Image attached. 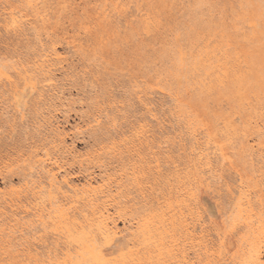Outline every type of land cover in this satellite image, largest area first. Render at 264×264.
<instances>
[{
	"label": "rangeland",
	"instance_id": "374dc122",
	"mask_svg": "<svg viewBox=\"0 0 264 264\" xmlns=\"http://www.w3.org/2000/svg\"><path fill=\"white\" fill-rule=\"evenodd\" d=\"M15 1L17 2L20 0H0V13L3 10V8L6 7V5L8 3H14ZM22 1H23V3L21 2L19 4L21 6L20 9H21L23 14L27 15L26 19L29 20L27 22H28V25L29 24L30 25L29 26L27 25L28 27L26 28V30L27 29L28 30L25 31L24 35L21 37L18 35H14L13 33L15 31H12L13 33H9L7 35L4 32L2 33L0 31V47L2 46L1 47L2 49L0 50V68H1V66H6V68H9V69H13L14 67L16 69V68H20L22 66H23V68H26V69L32 68L33 64H30V63L31 62L33 63L34 61H36V59H38V55L45 52V50L49 46L48 43H50V40H58L61 38L68 37V39H64L63 42H58V44H56V50H57L58 54L62 55V56L61 55L60 56H61V58H63L65 60V62L62 65L57 66L55 68V71L52 72V75L55 78H53L54 79L53 85L50 87H46V86L43 87V84L38 83V82H41V80L40 79L38 80L37 76L35 74H31L30 75L31 79H27V80H25V82H23L24 80H22L20 82L15 81V82H17V84L15 85V86H17L16 91L21 92L23 94V98L21 99V103L23 106L22 109L21 108L19 109L18 107H16V110H15L14 105L12 104V102H10L12 100V96H13L12 90H14V89L13 88L10 89L8 86L7 87L4 86V84L2 85L4 88L2 87V89L0 90V124H1V126H0V147H1L0 148V160L1 159H3V160H5V159L15 160L21 156L23 157V159H26L29 156L33 157V155L35 153L42 154L51 145L50 144L51 143L50 138L52 139V137H53L52 133L56 132V130L62 132L64 134V144L63 145L65 147V150H64V153H62L61 163L65 166L64 167L65 172L69 175V179H70L71 183L73 185L77 184L76 186L79 185V187L81 185L85 184L86 182H89V181L93 185H100L102 183H107V182L111 183V185H110L111 191L113 192L114 196L118 197L116 202H119V203H121L122 206H125L127 208V211H128L127 213H129L128 215H126L120 219H117V221H116L117 227L118 228L120 227L119 229L121 231H126V232H123V235H125L130 231V228L134 223L133 219H135L134 217H136L137 214L146 210L147 208L156 207L157 204L162 201L161 195L167 194L168 183L171 184L170 183L171 181L169 180V178L172 179V176H170L167 180V179H165V175L168 174V167H170L171 170H173L172 167L169 165L168 160H172L175 162L174 166H176L175 169L178 171L183 167L184 162H185V157L189 153V149H188L189 143L187 142L188 140H185V138L188 136L187 135V129H186V126L182 122H180V119L178 118V111L179 110L175 107V103H173L174 101L172 100V98H174L175 95H173V94L169 95L168 94L169 91L163 90V89H162L163 93H161L159 91H155L154 94L156 93V95H154L152 93V91H150L148 89L149 87L152 86V84L154 82H156L155 76L160 75L161 77H163L164 76L163 74L165 73V71L169 70L171 68V66L174 63H176L172 59V57L173 56L176 57V55H174V54H176L175 51L178 49V47L183 49V52L185 53L184 60L187 62L191 61V59H195L194 55H197L199 53L198 51L203 50V47L205 45H209L210 49L215 48L217 46L222 48L223 42L226 41L225 38L224 39L219 38V37L218 38L217 37L206 38L204 36H200V35H196V34L197 33L198 34L203 33V29L205 27L209 26V23H207V19L210 17L213 18L212 23L218 24V23H220L219 21L225 22V27H227L226 28L227 33L233 34V29H232V25H233L232 19L233 18L232 17L236 13L240 12L238 7L240 5H242L244 10L247 13V17H249V14H251V13L254 14V16L251 18H252L254 25H255L254 28H252L251 30L248 28H244L243 31H245L246 33L253 32L254 37L251 39H248V40L247 39L243 40L241 37H237L235 35H230L231 38H228L227 40H229V42H231L232 46L236 47V51L239 52V54L242 55L243 53L244 54L246 53L247 55L250 56V59L253 60L254 63H256L257 75L264 78V6H263L264 0H258V1L257 0H191V1L190 0H180L179 2L181 3V5H178V4L173 5V2L170 0H141L139 3V5H140L139 9L141 10L143 8L142 12L153 13L152 15H154L155 18L157 19V25H158V32L157 33L155 32L154 33L155 35L152 34L150 37H147V38L140 35L139 25L137 22H135L137 20V18L139 17L138 16L139 12L137 10L138 7H136V5H134V3L130 4L129 5L130 8L128 7V9H127L128 13H127L126 20L121 18V21L119 20L120 24L118 22L116 24V26L110 27V26H107L104 24H100L99 22H97L94 19L95 10L98 7L100 8V6H102L101 4H103V2H102L103 0H98V1L97 0H94V1L93 0H73V2L71 3V7H70V5H68L67 0H32V1L28 0V2H27V0H22ZM25 2H26V4H25ZM17 3H19V2H17ZM213 3L215 5H213ZM25 5H27V6H25ZM189 7H192V8H189ZM195 9H196V11H195ZM205 9H206V11H205ZM134 11H135V13L137 12L136 16H135ZM201 13H202V15H201ZM212 23L210 25H212ZM245 25H247L246 22L244 24L241 22V23H239L238 28L241 29ZM81 33H82L83 37H82ZM129 33H132V34H129ZM1 34L3 36H1ZM28 35H29V37H28ZM80 35H81V37H80ZM84 35L87 37H85ZM43 39H44V41H43ZM9 43H11L12 45ZM31 43H33V44H31ZM60 43H63V44L61 45ZM35 45H36V47H35ZM65 45H66V47H65ZM73 45L75 47H73ZM62 46H64V47H62ZM22 47L25 49H23ZM41 48H42V50H41ZM67 48H68V50H67ZM224 48H222V49L225 51L226 55L232 56L234 54V50L231 47H230V49H227V48L224 49ZM65 49L67 51H69V53L66 52ZM64 51L67 55L65 53H63ZM33 52H35V53H33ZM19 53H21V54H19ZM147 53H148V55H147ZM18 55H20V56H18ZM21 56L24 58H22ZM68 56H70V57H68ZM92 61H93V63H92ZM163 61H165V62H163ZM12 62H13V64H12ZM150 64H151V66H150ZM15 65L19 66V67H16ZM149 66L151 67V69ZM148 67H149V69H148ZM93 71H95V72H93ZM183 74L186 75V72H183ZM228 76L230 78V76H232V75L229 74ZM84 77H85V79H84ZM105 78H107V79H105ZM109 78H111V80ZM193 78H196V77L192 76V78H191V76L188 75V72H187V78L186 79H182L179 85H176L175 84L176 82L174 81L171 86H172V88H174V91L178 89V91H179L178 95H180L181 99L183 100V103L185 105L188 104L189 109L186 106H185V109L194 113L199 118V120L202 121L203 127L201 129H199V131L200 132L204 131V129H206V128L210 129L212 132L219 130L220 128H222V120L224 118H229V120L234 119L233 124L236 127H238L239 129H241L240 121L239 120L236 121V120L240 116H242L243 113L240 111L241 110L240 108L235 106L236 101L234 99L235 94H234L233 87L230 86L229 83H227V86L225 89H220L219 87H214L212 90L207 92V91L199 90V88L195 87L193 85V80H194ZM57 79L58 80L60 79V80L58 81ZM75 80H76V82H74ZM113 81H115V82H113ZM80 82H81V85L79 84ZM94 82H95V84H94ZM58 83H59V85H58ZM70 83H71V86H70ZM37 84L38 85L41 84V85L38 86ZM60 85H63V86H60ZM36 86H38V88ZM51 87L54 89V91L52 90ZM90 87H92V88H90ZM40 89H42V90H40ZM89 89H90V91H88ZM131 89H133V90H131ZM108 90H110V91H108ZM128 90H129V92H128ZM258 90L255 92L252 88H248L246 91L247 93H245V99H246L245 103H249L252 106H256L260 102H263L264 101V93L263 92L258 93ZM55 91L57 92V94L60 93V95H57ZM91 91H94L93 94L91 93ZM145 91H148L147 97L149 98V103H150L149 107L152 109L151 115L149 117L147 116V114H145L144 111H141V108H142L140 106L141 104L139 105V103H137L138 102L137 97L143 96L142 93L141 94H139V93L145 92ZM31 92L33 93V96L31 94ZM86 92H89V93H86ZM54 93H55V95H57V97L54 95ZM97 93H98V95H97ZM8 94H10V95H8ZM36 94H38L37 96L39 98L36 97ZM99 94H100V97H99ZM112 94H114V95H112ZM130 94H131V96H130ZM87 95H88V99H87ZM89 95H91V96L93 95V96L90 97ZM229 95L231 96V98H229L230 97ZM40 96H41V98H40ZM61 96H63V97H61ZM126 96H129V97H126ZM152 96H153V98H152ZM60 97H61V99H60ZM124 97L126 99L123 100ZM83 98H86L85 100L86 101L88 100V101L86 102ZM9 99H11V100H9ZM134 99L137 102H135ZM80 100H82V101H80ZM257 100H261V101L259 103H257L256 102ZM65 101H67L68 103ZM98 101L100 103H98ZM103 101L105 102V104L103 103ZM150 101H152V102H150ZM46 102L48 103L46 105L47 107H45ZM62 102L64 105L62 104ZM38 103L41 104L42 106L39 105ZM172 103H173V105H172ZM130 104H134V105L131 106ZM7 106H8V108H6ZM38 106H39V110H37ZM112 106L114 107V109ZM138 106H140V108H138ZM111 107H112L113 112H111L112 111ZM35 108H37V109H35ZM93 108H96V109H93ZM120 108H122V109H120ZM48 109H49V112H48ZM106 109L108 111L110 109L111 111H109V113H108V111ZM80 110H82V111H80ZM91 110H92V112H91ZM10 111H11V113H10ZM14 111H16L15 112V114H17L16 117H15V114L13 113ZM45 111H47V112H45ZM97 111H99V112H97ZM135 111L137 112V114ZM7 112L9 113V115ZM96 112H97V114H96ZM101 112H102V114H100ZM133 112H135V113H133ZM166 112L168 115L165 114ZM110 113L111 114L113 113V114L111 115ZM126 113H127V115H126ZM93 114H94V116H93ZM6 115H7V117L9 116V118H7ZM99 115H101V119H100ZM104 115H105V117H104ZM144 115L147 117V120L148 119L150 120V121L148 120L147 123L152 121L148 125H149V128L151 130V133L153 132L152 133L153 138H151V144H153V146H154V148H153L154 150L152 149L151 154H148L147 158H149V156L154 157V154H155L154 158L158 159L159 165H161L160 170H161L162 177L156 179V181H154L156 183L146 184L145 185L146 189L143 190V192L139 193L132 186H127V182L124 181L125 178L128 177V175L132 172V169H133L132 164L134 163L135 158H131V157L127 156L126 154H123L120 156L119 153L123 152V148L125 145V143H124L125 137H127L128 134H130V132L132 131L131 129L136 126L137 122H139L141 119H143L145 117ZM124 116H126V117L124 118ZM18 117H20V119ZM55 117H56V119H55ZM127 117H129L130 119H128ZM173 117H174V119H172ZM176 118H177V120H175ZM88 119H89V121H88ZM12 120H13V122H12ZM101 120H102V122H101ZM132 121H133V123H131ZM134 121L135 122L137 121L136 124ZM153 121L155 124H157L156 126L153 123ZM126 122H127V124H126ZM124 123L126 126L124 125ZM180 123H181L183 128L180 126ZM23 124H25V125H23ZM91 124L93 125V127L91 126ZM134 124H135V126H134ZM5 125H7V126H5ZM41 125H43V126H41ZM151 125H152V127H151ZM25 126L27 127L26 129H25ZM122 126H125V127L122 128ZM1 127L2 128L4 127V131H2L3 129ZM29 127H30V129H29ZM31 127H33L34 129ZM159 127H160V130H159ZM19 128H21L22 130ZM120 128H122V129H120ZM124 128H126V133L124 131L125 130ZM14 129H16V130H14ZM156 129H157V131H156ZM19 130H20V132L18 134ZM41 130H43V131H41ZM116 131H117V133H116ZM16 132H17V134H15ZM22 132H23V134H22ZM37 133H39L40 135ZM158 133H159V135H158ZM33 134H35V135L33 136ZM113 134H115V135H113ZM22 135H24V136H22ZM43 135H45V136H43ZM14 136H15V138H14ZM21 136H22L23 140H22ZM105 136H107V137H105ZM47 137L49 138V140ZM112 137L115 139H113ZM160 137H162V138H160ZM19 138H21V139H19ZM26 138L28 139V141ZM29 139H31V140H29ZM32 139L35 141H33ZM106 139H107V141H105ZM159 139H161V140H159ZM14 141H17V142H14ZM233 142H234L233 148H228V154H229L228 160L232 163L233 169H228L227 166H224V168H225L224 171H221V170L218 171V169H220L222 164H220V163L216 164L215 160L213 159L214 160L213 161V166H214L213 168L214 169L216 168L215 170L218 173L217 172L207 173L205 175V179L207 177V179L205 181V184H207V186L206 187L202 186V188L199 192V198H200L203 216H204L203 222L205 221L204 222L205 224L203 223V227L205 228V226H206V228H208V230L211 234L210 238H211V240L214 239V240H212L214 243L217 242V235H219L221 238H223V236L229 234L228 227L230 225V219L234 216V213L232 212L233 208H234L233 207L234 206L233 205L234 204L233 203L234 202L233 197L236 196L235 194H236V191L238 190V188L240 186H246V185L253 186L254 182H250L249 179L252 178L253 180H255L257 175H259L260 172L264 169L263 168V166H264L263 162L259 156H253L251 158L252 160L251 159L245 160L244 157L242 158L241 155L236 154V153H238V149L236 148L238 141H237V139H233ZM8 143H10L11 146ZM31 143H32V146H29V145H31ZM46 144H48V145H46ZM167 145H169V146H167ZM23 148H24V150H23ZM234 151H235V153H233ZM49 153L52 154L53 152L49 151ZM16 155L17 156L19 155V157H17ZM68 155L70 156V158ZM73 156H74V158H73ZM122 156L125 158L123 159ZM106 157H107V159H106ZM66 159L70 160V162ZM75 162H76V164H75ZM116 164H118V165H116ZM99 165L101 167H99ZM77 167L78 168L80 167V168L78 169ZM165 167H166V169H165ZM85 171H86V173H85ZM106 171H108V172H106ZM112 173L114 176L112 175ZM231 173H232V175H231ZM219 174H221V176ZM29 175H31V176H29ZM210 175H212V176L210 177ZM214 175H215V178H214ZM217 175H218V178H220V180L222 182L216 177ZM208 176H209L210 180L208 179ZM42 177H44V176L42 173H40L39 169L29 168V170H28L27 167L15 169L14 172L11 174H8L5 179H3V180L0 179V192L5 193L6 194L5 196L8 197L11 189H14V190L16 188L20 189V190L26 189V190H24V193H23L25 195L27 189H30L33 186H37V185H39V183L41 184V186L46 185L47 181H46L45 177L44 178H42ZM104 177H105V179H104ZM227 177L230 179L229 182H227L228 181ZM10 178L13 180L10 181L11 180ZM31 178H33V179H31ZM34 178H36V180ZM92 178H95L97 181L95 179H92ZM232 178L235 182L232 180ZM19 179L22 181H20ZM236 179L238 180V182ZM31 180H34V181H31ZM211 180L213 182H211ZM218 180H219V182H218ZM216 182H217V184H216ZM220 182L222 184H220ZM22 183H23V185H22ZM117 183L122 184L123 187L116 189L115 186L117 185ZM225 183H227V184L229 183L230 189L231 190L233 189L234 191L232 190L233 191L232 192L230 189L228 191L225 188V186L223 185ZM29 184H30V186H29ZM233 184H235V185H233ZM5 186L7 188L9 186L8 190ZM223 189H225V190L222 191ZM226 190L228 192H226ZM121 191H123V192H121ZM126 191H127V194L124 193ZM220 191H221V193H219ZM130 192H131V194H130ZM150 192H152V193H150ZM222 192L225 196L222 194ZM229 193L232 195H230ZM26 195H27L26 197L22 198L21 203L18 204L19 208L18 209H15V207L13 208V210H15V211H13V213L9 212V210L7 211V209L6 210L2 209L3 207L1 208L2 214H0V223H1L0 224V264H29L28 263L29 261L26 260V256H25L27 249H29L31 251V255L37 259L36 263L32 262L30 264H49V261H50L49 258H51V259L53 258L52 260H54L57 257H61L63 252H65L63 250L62 243H56V245H51L50 244L52 242L51 238L48 237L50 235L48 234L46 237H44L45 234H44L43 230L41 229L42 226L37 222V219L33 216L35 209L38 208L37 206H39L38 201L34 200V198L30 194H26ZM124 195H126V196L124 197ZM158 195H159V197H158ZM222 197H223V199H222ZM229 197H231V198H229ZM230 200H232V201H230ZM226 201H227V203H226ZM228 202H229V204H228ZM230 202H232L233 204ZM230 206L233 208H231ZM115 207H117L116 203L109 204V211L112 213V211H114ZM217 207H219V208H217ZM28 208H31V209H28ZM24 209L27 210V213L26 212L24 213ZM137 209H139V210H137ZM229 209H232V210H229ZM44 213L46 214L47 211H45ZM12 214L14 216H12ZM227 214H228V216H227ZM229 214H230V216H229ZM27 215H29V216H27ZM12 218L14 220H17L18 223L16 225L14 224V222L11 221ZM227 220L229 222H227ZM224 221H226V223H224ZM124 222L126 223V225ZM127 226H129V227H127ZM38 229L39 230L41 229V231H39ZM30 230H32V231H30ZM26 231H27V233L29 232L28 233L29 235H27V233L25 235ZM240 233H241L240 231H237L236 234L233 233L231 235H228L227 237L225 236L226 239H225V243H224V255H225L224 259L228 264H232V260L234 259V256L236 257L237 239H238V235ZM47 237L49 239H47ZM214 237H216V238H214ZM41 239L42 240L44 239V241H45L44 244L48 246V247H46L47 249H45V247L43 246ZM117 244L119 246L123 247L122 242L117 243ZM37 246L38 247L40 246L39 250H37L38 249ZM4 247H6V252H5V250L1 249ZM41 247H42V249H40ZM33 251H35V252H33ZM42 252H44V253H42ZM48 252L52 253V255L48 254Z\"/></svg>",
	"mask_w": 264,
	"mask_h": 264
},
{
	"label": "bare ground",
	"instance_id": "6f19581e",
	"mask_svg": "<svg viewBox=\"0 0 264 264\" xmlns=\"http://www.w3.org/2000/svg\"><path fill=\"white\" fill-rule=\"evenodd\" d=\"M67 1H68V5H70V7H71V3L73 2V0H67ZM140 1L141 0H105V1L103 0L102 1L103 4H101L102 6H100V8L97 6L98 8L95 10L94 19L97 22H99L100 24H104V25H107L110 27L116 26V24L119 22V20L121 21V18L126 20L127 13H128L127 9H128L130 4L134 3V5H136V7H138L137 10L139 12V15H138L139 17L137 18V20L135 22H137L139 25L140 35H142L143 37H146V38L150 37L155 32L156 33L158 32L157 19L155 18L154 15H152L153 13L142 12L143 8L141 10L139 9L140 8V5H139ZM170 1L173 2V5H177V4L181 5V3L179 2L180 0H170ZM15 2L14 3H8L6 5V7L3 8V10L1 9L2 11L0 13V31L2 33L4 32L6 35L9 33H13L12 31H15L13 34L21 37L24 35L25 31L28 30V29L26 30V28L30 24L28 25L27 21H29V20L26 19L27 15L23 14L21 9H20L21 6L19 4L21 2L23 3V1L22 0L17 1L19 3H17V2L15 3ZM27 2H28V0H27ZM25 4H26V2H25ZM213 5H215V4L213 3ZM25 6H27V5H25ZM192 7H189V8H192ZM238 8H239L240 12L236 13L232 17L233 18L232 19L233 20V25H232L233 34L227 33V31H226L227 27H225V22L219 21L220 23H218V24L212 23L213 18H211V17L207 19V23H209V26H207L203 29V33H199V34L197 33L196 34V35L204 36L206 38H209V37H217V38L219 37L222 39L225 38L226 41L223 42L222 48L225 47L227 49H230V47H231L234 50V54L232 56L226 55L225 51L221 47L217 46L215 48L210 49L209 45H205L203 47V50L198 51L199 53L197 55H194L195 59H191V61L187 62L184 60L185 53L183 52V49L178 47V49L175 51L176 54H174V55H176V57L175 56L172 57V59L176 63H174L172 65L173 67L171 66V68L169 70L165 71V73L163 74L164 75L163 77H161L160 75H156L155 76L156 82H154L152 84V86L148 88L150 91H152L153 94L155 91H159V92L163 93V90H167L170 92V93L168 92L169 95H171V94L175 95L174 98H172V100L174 101L173 103H175V107L179 110L178 111V118L180 119V122H182L186 126V129H187V135H188L187 137L188 138L186 137L187 139L185 138V140H188L187 142L189 143V146H188L189 153L185 157V162H184L183 167L178 171L175 169L176 168V166H174L175 162L172 160H168L169 165L172 167L173 170H171V168L168 167V174L165 175V179H167V180L170 176H172V179L169 178V180L171 181L170 182L171 184L168 183L167 194L161 195L162 201L159 202L156 207L147 208L146 210L137 214V216L134 217L135 218V219H133L134 223L131 226L130 231L127 234L123 235V232H126V231H121L119 229L120 227L119 228L117 227L116 221H117V219H120V218L128 215L129 213H127L128 211H127V208L125 206H122L121 203L116 202L118 197L113 195V192L111 191V187H110L111 183H109V182L102 183L101 182L102 184H100V185H93L89 181V182H86L85 184L81 185L80 187H79V185L76 186L77 184L73 185L71 183V181L69 179V175L65 172V168H64L65 166L61 163L62 153H64V150H65V147L63 145L64 144V134L62 132L56 130V132L52 133L53 137H52V139L50 138V140H51L50 144L51 145L42 154L35 153L33 155V157L29 156L26 159H23V157L21 155H20L21 157H19V155L18 156L16 155L19 158L15 159V160H9V159H5V160L1 159L0 160V179H2V180L5 179L8 174L13 173L15 169L27 167L28 170H29V168L39 169L40 173L43 174V176L45 177V179L47 181L45 186H41V184L39 183V185L33 186L30 189H27L25 195L23 193H24V190H26V189L20 190V189L16 188L14 190V189L10 188L11 190L9 192L8 197L5 196L6 195L5 193L0 192V214H2V212H1L2 207H3L2 209H5V210L7 209V211L9 210V212L13 213V211H15V210H13V208L14 207H15V209L19 208L18 204L21 203V200L23 197L27 196L26 194H30L34 198V200L38 201L39 206H37L38 208L35 209L33 216L37 219V222L42 226L41 229L43 230V232L45 234L44 237H46L49 234L50 236H48V237H50L51 241H52L50 244L56 245V243H62L63 250L65 251V252H63L61 257L56 256L57 258H55L54 260H52L53 258L52 259L49 258L50 259L49 264H228L224 259V257H225V255H224L225 239L228 235H231L233 233L236 234L237 231H240L241 233L238 235L236 257L234 256V259L232 260V264H264V169L260 172L259 175H257L255 180H253L252 178L249 179L250 182H254L253 186H250V185L240 186L238 188V190L236 191V194H235L236 196L233 197V201H234L233 203L234 204L232 202H230L234 205L233 206L234 208L230 206L231 208H233L232 212L234 213V216L230 219V225L228 227L229 234L225 235L226 237L223 236V238H221L219 235H217V242L216 243H214L212 241L214 239L211 240V238H210L211 234H210L208 228H206V226H205V228L203 227V223L205 221L203 222L204 216H203L202 206H201V202H200V198H199V192H200L202 186H205V187L207 186V184H205V181L207 179V177L205 179V175L207 173L217 172L215 170L216 168L215 169L213 168L214 167L213 166L214 160H215L216 164L217 163L222 164L220 169H218L219 167L217 168L218 171L219 170L224 171V169H225L224 166H227L228 169H233L232 163L228 160V155H229L228 154V148H233V144H234L233 139H237V141H238V144L236 145V148L238 149V153H236V154L241 155L242 158L243 157L245 158V160H250L253 156H259L263 162V165H264V101L260 102L261 100H257L256 102L257 103L260 102V103L257 104L256 106H252L249 103H245V101H246L245 93H247L246 91L248 88H252L255 92L259 89L258 93L259 92L264 93V78L257 75L256 63H254L253 60L250 59V56L247 55L246 53L245 54L243 53L242 55L239 54V52L236 51V47L232 46L231 42H229V40H227L228 38H231L230 35H235L237 37H241L243 40H245V39L248 40V39H251L254 37L253 32L246 33L245 31H243L244 28H248L250 30L252 28H254L255 25H254V22L251 18L254 16V14L251 13V14H249V17H247V13L244 10L243 6L240 5ZM135 11H134V13H135ZM195 11H196V9H195ZM205 11H206V9H205ZM136 13H135V16H136ZM201 15H202V13H201ZM241 22L243 24L246 22L247 25H245L241 29H239L238 25ZM211 23H212V25H210ZM119 24H120V22H119ZM129 34H132V33H129ZM81 35H82V33H81ZM81 35H80V37H81ZM1 36H3V35L1 34ZM28 37H29V35H28ZM82 37H83V35H82ZM85 37H87V36H85ZM61 39L50 40V43H48L49 46L47 47L45 52L38 55V59H36V61H34L33 63L32 62L30 63V64H33L32 68L26 69V68H23V66H22V67L16 68V69H15V67L13 69H9V68H6V66H1V68H0V90L3 87L2 86L3 84L6 87L8 86L10 89L11 88L14 89V90H12L13 91V96H12L13 101L11 99H9V100H11L10 102H12V104L14 105L15 110H16V107H18L19 109L20 108L22 109V107H23L22 103H21V99L23 98V94L21 92L16 91L17 86H15L18 81L20 82V81L24 80L23 82H25V80L31 79V76H30L31 74H35L37 76V79L41 80V82H38V83L43 84V87L44 86L50 87L53 85V80H54L53 78H55V77H53L52 72L55 71V68L57 66L62 65L65 62V60L63 58H61L62 55L58 54V52L56 50V44H58V42H63L64 39H68V37L61 38ZM43 41H44V39H43ZM9 44H11V43H9ZM31 44H33V43H31ZM60 44L62 45L63 43H60ZM1 47H0V50L2 49ZM35 47H36V45H35ZM62 47H64V46H62ZM65 47H66V45H65ZM73 47H75V46L73 45ZM23 49H25V48H23ZM41 50H42V48H41ZM67 50H68V48H67ZM67 50H66V52L69 53V51H67ZM33 53H35V52H33ZM63 53H65V51ZM19 54H21V53H19ZM147 55H148V53H147ZM18 56H20V55H18ZM68 57H70V56H68ZM22 58H24V57H22ZM93 61H92V63H93ZM163 62H165V61H163ZM12 64H13V62H12ZM150 66H151V64H150ZM16 67H19V66H16ZM149 67H148V69H149ZM150 69H151V67H150ZM93 72H95V71H93ZM183 72H186V75H184ZM187 72H188V75L191 76V78H192V76L196 77V78H193L194 79L193 85L195 87L199 88V90H203V91L208 92V91L212 90L214 87H219L220 89H225L227 86V83H229V85L233 87L234 94H235L234 99L236 101L235 106L240 108L241 109L240 111L243 113L242 116H240L236 120V121H238V120L240 121L241 129H239L238 127H236L233 124L234 119L229 120V118H224L222 120V128H220L219 130L212 132L210 129L206 128V129H204V131H201V132L199 131V129H201L203 127L202 121L199 120V118L194 113L185 109V106L189 109L188 104L185 105L183 103V100L181 99L180 95H178L179 94L178 89L174 91V88H172V86H171L174 81L176 82L175 83L176 85H179L182 79H186L187 78ZM229 74L232 75V76H230V78L228 76ZM84 79H85V77H84ZM105 79H107V78H105ZM109 79L111 80V78H109ZM76 80L74 82H76ZM15 81H17V82H15ZM113 82H115V81H113ZM79 84L81 85V82ZM94 84H95V82H94ZM40 85H38V86H40ZM58 85H59V83H58ZM38 86H36V87L38 88ZM60 86H63V85H60ZM70 86H71V83H70ZM90 88H92V87H90ZM40 90H42V89H40ZM52 90L54 91L53 88H52ZM129 90H128V92H129ZM131 90H133V89H131ZM88 91H90V89ZM108 91H110V90H108ZM93 92L94 91H91L92 94H93ZM86 93H89V92H86ZM141 93L143 94V96L137 97L138 102L135 101L136 98L134 99V101L139 103V105L141 104L140 105L142 107L141 111H144L145 114H147V116L149 117L151 115L152 109L149 107L150 103H149V98L147 97L148 91L140 92L139 94H141ZM31 94L33 96L32 92H31ZM56 94H57V92H56ZM131 94H130V96H131ZM8 95H10V94H8ZM37 95L38 94H36V97L39 98ZM54 95H55V93H54ZM57 95H60V93ZM57 95H55V96L57 97ZM97 95H98V93H97ZM112 95H114V94H112ZM154 95H156V93ZM89 96L92 97L93 95L92 96L89 95ZM231 96L229 98H231ZM61 97H63V96H61ZM61 97H60V99H61ZM99 97H100V94H99ZM126 97H129V96H126ZM40 98H41V96H40ZM152 98H153V96H152ZM83 99L85 100L86 98H83ZM87 99H88V95H87ZM124 99H126V98L124 97L123 100ZM82 100H80V101H82ZM65 102H67V101H65ZM150 102H152V101H150ZM98 103H100V102L98 101ZM103 103L105 104L104 101H103ZM173 103H172V105H173ZM47 104L48 103L46 102L45 107H47L46 106ZM62 104H63V102H62ZM39 105H41V104H39ZM130 105L132 106L134 104H130ZM140 106H138V108H140ZM112 107H111V110H112ZM6 108H8V106ZM35 109H37V108H35ZM93 109H96V108H93ZM113 109H114V107H113ZM120 109H122V108H120ZM37 110H39V106H38ZM111 110L109 109V111H111ZM80 111H82V110H80ZM109 111H108V113H109ZM15 112L16 111H14L13 113L15 114ZM45 112H47V111H45ZM48 112H49V109H48ZM91 112H92V110H91ZM97 112H99V111H97ZM97 112H96V114H97ZM111 112H113V110ZM135 112H133V113H135ZM10 113H11V111H10ZM94 114H93V116H94ZM100 114H102V112ZM136 114H137V112H136ZM165 114L168 115L167 112ZM8 115H9V113H8ZM16 115L17 114H15V117H16ZM126 115H127V113H126ZM99 116L101 119V115H99ZM6 117H7V115H6ZM104 117H105V115H104ZM125 117L126 116H124V118ZM145 117L143 119H141L139 122L136 121L137 124L134 121L136 126L134 124L135 127H133L131 129L132 131L130 132V134H128V136L125 137V139H124L125 145L123 148V152L119 153L120 156L123 154H126L127 156H129L131 158H135L134 159L135 161L132 164V167H133L132 172L128 175V177L125 178L124 181L127 182V186H132L139 193L143 192V190L146 189V187H145L146 184L156 183L154 181H156V179L162 177L161 170H160L161 165H159V160L154 158L155 154H154V157L149 156V158H147V155L151 154V151L154 148V146H153V144H151V138H153V136H152L153 132L151 133V130H150L149 125H148L152 121L147 123V121L149 119L147 120V117L146 118ZM7 118H9V116ZM18 118L20 119V117H18ZM127 118L130 119L129 117H127ZM55 119H56V117H55ZM172 119H174V117ZM175 120H177V118ZM88 121H89V119H88ZM12 122H13V120H12ZM101 122H102V120H101ZM131 123H133V121ZM153 123H154V121H153ZM126 124H127V122H126ZM23 125H25V124H23ZM124 125H125V123H124ZM156 125L157 124H155V126ZM0 126H1V124H0ZM5 126H7V125H5ZM26 126H25V129L27 128ZM41 126H43V125H41ZM91 126L93 127L92 124H91ZM125 126H122V128ZM180 126L182 127L181 123H180ZM151 127H152V125H151ZM31 128H33V127H31ZM122 128H120V129H122ZM126 128H124L125 133H126ZM2 129H3L2 131H4V127ZM19 129H21V128H19ZM29 129H30V127H29ZM14 130H16V129H14ZM159 130H160V127H159ZM41 131H43V130H41ZM156 131H157V129H156ZM19 132H20V130L18 131V134H19ZM116 133H117V131H116ZM15 134H17V132ZM22 134H23V132H22ZM37 134H39V133H37ZM34 135L35 134H33V136ZM113 135H115V134H113ZM158 135H159V133H158ZM22 136H24V135H22ZM22 136H21V138H22ZM43 136H45V135H43ZM105 137H107V136H105ZM14 138H15V136H14ZM21 138H19V139H21ZM160 138H162V137H160ZM107 139L105 141H107ZM113 139H115V138H113ZM22 140H23V138H22ZM29 140H31V139H29ZM48 140H49V138H48ZM159 140H161V139H159ZM27 141H28V139H27ZM33 141H35V140H33ZM14 142H17V141H14ZM32 143L29 146H32ZM8 144L10 145V143H8ZM46 145H48V144H46ZM167 146H169V145H167ZM23 150H24V148H23ZM49 151H52L53 153L50 154ZM233 153H235V151ZM69 158H70V156H69ZM73 158H74V156H73ZM124 158L125 157H123V159ZM106 159H107V157H106ZM66 160H68V159H66ZM68 161L70 162V160H68ZM75 164H76V162H75ZM116 165H118V164H116ZM99 167H101V166L99 165ZM263 168H264V166H263ZM165 169H166V167H165ZM106 172H108V171H106ZM85 173H86V171H85ZM112 175H113V173H112ZM212 175H210V177ZM219 175L221 176V174H219ZM231 175H232V173H231ZM29 176H31V175H29ZM44 177H42V178H44ZM216 177L218 178V175ZM214 178H215V175H214ZM31 179H33V178H31ZM34 179L36 180V178H34ZM92 179H95V178H92ZM104 179H105V177H104ZM208 179L210 180L209 176H208ZM218 179L220 180V178H218ZM227 179H228L227 182H229L230 179L228 177H227ZM12 180L13 179H11L10 181H12ZM212 180H211V182H213ZM219 180H218V182H219ZM232 180H233V178H232ZM20 181H22V180H20ZM31 181H34V180H31ZM221 182H220V184H222ZM237 182H238V180H237ZM216 184H217V182H216ZM22 185H23V183H22ZM223 185L229 191V189H230L229 183L228 184L225 183ZM233 185H235V184H233ZM29 186H30V184H29ZM115 187H116V189H119V188L123 187V185L117 183V185ZM8 188H9V186H8ZM8 188H7V190H8ZM224 190L225 189H223L222 191H224ZM227 190H226V192H228ZM121 192H123V191H121ZM124 193L127 194V191ZM150 193H152V192H150ZM219 193H221V191ZM130 194H131V192H130ZM222 194H223V192H222ZM230 195H232V194H230ZM125 196L126 195H124V197ZM158 197H159V195H158ZM229 198H231V197H229ZM222 199H223V197H222ZM230 201H232V200H230ZM111 203H116V205H117V207H115V209H114V211H112V213L109 211V204H111ZM226 203H227V201H226ZM228 204H229V202H228ZM217 208H219V207H217ZM28 209H31V208H28ZM137 210H139V209H137ZM229 210H232V209H229ZM45 211H47L46 214L44 213ZM25 212L27 213L26 209H24V213ZM12 216H14V215L12 214ZM27 216H29V215H27ZM227 216H228V214H227ZM229 216H230V214H229ZM11 221L14 222L15 225L18 223L17 220H14L13 218ZM227 222H229V221L227 220ZM224 223H226V221H224ZM125 225H126V223H125ZM127 227H129V226H127ZM41 229L40 230L38 229V230L41 231ZM30 231H32V230H30ZM26 233H27V231L25 232V235H26ZM28 233H27V235H29ZM48 237H47V239H49ZM214 238H216V237H214ZM120 242L123 243V247H121L117 244ZM44 243H45V241L43 239L42 244L45 247V249H47L46 247H48V246L45 245ZM39 247L37 246L38 249L37 248L36 249L39 250ZM42 247L40 249H42ZM1 249L5 250V252H6V247L1 248ZM26 251L27 252H26L25 256H26V260L29 261L28 263L29 264L32 262L36 263L37 259L31 255V251L29 249H27ZM33 252H35V251H33ZM44 252H42V253H44ZM48 254L52 255V253H49V252H48Z\"/></svg>",
	"mask_w": 264,
	"mask_h": 264
}]
</instances>
